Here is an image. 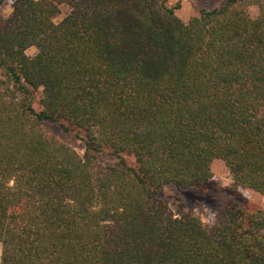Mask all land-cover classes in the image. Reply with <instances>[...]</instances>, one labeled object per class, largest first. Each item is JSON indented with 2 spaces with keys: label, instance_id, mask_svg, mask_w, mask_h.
<instances>
[{
  "label": "trees",
  "instance_id": "obj_1",
  "mask_svg": "<svg viewBox=\"0 0 264 264\" xmlns=\"http://www.w3.org/2000/svg\"><path fill=\"white\" fill-rule=\"evenodd\" d=\"M176 8L0 12L1 264H264V208L223 198L207 224L159 195L212 181L215 159L264 195V0Z\"/></svg>",
  "mask_w": 264,
  "mask_h": 264
},
{
  "label": "rangeland",
  "instance_id": "obj_2",
  "mask_svg": "<svg viewBox=\"0 0 264 264\" xmlns=\"http://www.w3.org/2000/svg\"><path fill=\"white\" fill-rule=\"evenodd\" d=\"M222 0H169L170 5L177 6L176 14L184 21L188 22L191 17L200 14L203 8H213L220 4ZM13 0H5L0 6V12L7 15L11 11ZM70 8L66 5L61 7L60 13L55 17L56 21L62 19ZM252 15L257 14V8L250 9ZM35 47H30L27 53L32 54ZM67 139L83 154V143L73 136ZM106 161L116 160L115 157L107 156ZM130 163L134 162L132 156H127ZM214 179L196 188H182L174 184L165 185L160 191V197L166 199L173 213L178 214L181 208L199 216L205 223L213 222L219 204L223 198H233L239 203L249 207L264 208V195L249 188H234L233 179L229 168L222 159H215L212 163ZM0 264H1V243H0Z\"/></svg>",
  "mask_w": 264,
  "mask_h": 264
}]
</instances>
